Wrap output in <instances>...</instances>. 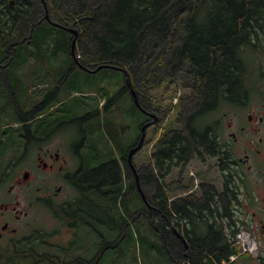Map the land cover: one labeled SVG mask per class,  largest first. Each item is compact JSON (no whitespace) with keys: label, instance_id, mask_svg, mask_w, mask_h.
<instances>
[{"label":"trees","instance_id":"16d2710c","mask_svg":"<svg viewBox=\"0 0 264 264\" xmlns=\"http://www.w3.org/2000/svg\"><path fill=\"white\" fill-rule=\"evenodd\" d=\"M14 2V6H10L7 0H0V48L15 47L12 50L15 54L8 60L32 61L39 63L42 70L49 68L45 64L49 56L63 50L67 54L71 51L73 34L56 24L64 25L79 32L74 59L81 65L96 68L106 63L124 69L123 78L136 81L137 92L143 97L149 90L162 85L183 90L176 106L180 115L174 117L175 129L155 144L152 156L156 171L146 167L140 170V177L147 184L144 186L146 201L153 206L148 210L143 201L146 211L143 218L159 238L157 251L164 253L173 264L184 261L190 264H239V260L253 259L248 253L238 255V248L232 241L240 226L246 227L240 215L246 188H243L244 176L233 166L229 155L231 148H227L226 139L222 138L219 120L211 121L209 116L224 103L243 104L252 91L256 80L248 76L246 53L249 49L255 52L264 45V0ZM36 3L39 4V16L33 15ZM44 11L48 12L49 18H44ZM17 47L27 48V51L17 53ZM54 65L56 71L61 72L59 81L63 83L67 71L56 62ZM41 68L38 73L29 74L39 77ZM94 68L87 73L73 63L68 74L80 82L97 83L89 77ZM15 73L11 72L9 77H21ZM107 93L106 90L102 92L97 103L108 98ZM117 99L118 94L108 102L106 109L109 106L115 108ZM51 102L47 107L52 106L55 99ZM26 107L30 108L31 104L27 102ZM176 120L181 124H176ZM95 130L100 131L101 137L106 132L108 138H102L115 141L116 148L123 147L121 155H125L128 145L122 139L118 125L97 122L93 125ZM104 150L103 157L114 156L110 146H104ZM210 154L218 158L215 161L223 185L218 188L208 184L202 193L193 192L169 200L170 196L164 192L165 175L174 167H184L193 158L203 160ZM87 175L96 190L102 186L103 198L95 189L89 188L87 210L78 201L73 212H62L59 220L81 222L86 219L84 210L88 213L87 219L95 220L97 206L103 205L104 221L120 226L122 240L132 215L140 210L133 212L128 205L130 195L123 192L117 161L109 159L93 166ZM179 180L173 189L180 186ZM174 229L183 235L187 249L174 234ZM81 231L80 237L89 239L86 230ZM50 235L62 236L58 230ZM106 238V241L111 239ZM142 242H146V238H142ZM231 255H236L234 260L230 259ZM256 261L264 264V256L260 255Z\"/></svg>","mask_w":264,"mask_h":264},{"label":"flooded vegetation","instance_id":"af4514ba","mask_svg":"<svg viewBox=\"0 0 264 264\" xmlns=\"http://www.w3.org/2000/svg\"><path fill=\"white\" fill-rule=\"evenodd\" d=\"M7 1L10 6H14V0ZM259 49L263 54L262 60L264 61V46ZM0 50V87L4 90L2 92L3 100H7L4 96H9L8 75L11 72L21 75L24 73L22 70L24 68L29 73L35 74L39 71L37 70L39 67H36L35 63L8 60L13 56L12 54H15V51L12 52L15 47H1ZM76 67L90 73L88 66L77 63ZM34 68L36 70H33ZM19 79L20 77H15L16 81ZM132 90H134L136 98L143 96L127 79H124L118 89L112 88L108 90V93L110 92L114 97L116 94L120 95L121 92H127L137 106ZM152 90L154 89L149 90L142 99L145 102H141L144 107L140 103L144 109L138 108L145 114V118L140 124L139 136L128 144L124 156L108 158L99 156L104 158L103 160L94 158L92 152V156L84 155L81 152V148H87L91 143H100L98 141L100 131H93V125L97 122L114 123L120 127L122 133L129 131L131 127L124 113L107 111L106 105L110 101L109 98L105 97L104 100L97 103V106H92V110L89 107L83 108V105L73 112H53V108L51 109L53 105L47 106L55 97H47L45 94L38 98L39 102L36 104L38 107L32 109V112L31 110L23 112L15 105L11 109H0V122H3L0 124V264L105 263V251L115 248L120 237L115 231H110L112 237L106 241L99 229L96 230L95 225L108 226L110 230L117 229L119 225L104 221L103 205L97 206L95 220L87 219L88 213L85 210L89 207L88 202H90L87 195L90 191L89 188L95 189L94 191L102 198L104 196L102 186L96 190L95 186L90 183L91 179L87 173L93 166L114 159L119 166L121 181H125V173L128 175V185L124 186L123 192L136 193L141 198L142 196L145 198L146 191L143 186L147 184L145 180L142 181L140 170L146 167L152 172L156 171L153 156L152 165L142 163L137 166L133 157L132 163H129L127 155L129 150L138 144L143 133L142 126L149 122H151L149 126H154L162 120L164 111L162 106L153 104L150 95ZM257 99L256 110H250L251 113L247 115L248 124L240 125L235 132H229V139L225 135H222V138L226 139L224 142L227 148H231L229 155L233 166L244 176L243 188H246L243 192L244 203L241 207V218L244 219V225L250 229L258 241L264 242V70L262 78L258 79ZM235 106L244 107L240 103ZM153 114H157L158 118L155 119ZM232 128L233 125L229 122L228 130ZM242 135L246 136L244 143L235 149L234 145ZM254 135L256 137H253ZM145 136L146 130L142 146L138 151L144 146ZM100 145L104 146L102 143ZM206 157L218 160L211 154L210 156L205 155L204 159ZM192 160L198 161L199 159L193 158ZM189 162L184 165L183 169L189 165ZM172 170L164 178V192L168 197L171 192L179 189H186L183 194H179L186 196L198 191L202 193L208 184L217 187L216 181L210 183L201 181L198 184L190 174L195 182L193 188L184 187L181 183L180 186L173 189L176 185L175 182L180 178L168 180L166 177ZM218 183L223 185L221 179L218 180ZM259 188L262 191L258 192ZM80 194H82L81 199L79 198ZM169 200L171 199L169 198ZM78 201L84 206L86 219L81 222L66 221L63 223L60 221L59 216H63L62 212H73ZM145 204L149 209L147 201ZM249 204L257 206L262 214L258 210L250 213V210L247 209ZM139 214L146 217V211H137L136 217ZM246 217L248 219H245ZM45 218L48 223L56 224L59 229L54 228L47 233L40 226L41 221ZM111 224H113L112 227ZM81 229H91V232H95L99 240L98 243L80 237L83 234ZM56 230L62 236L50 235ZM48 250L51 252H47ZM60 250H64V252Z\"/></svg>","mask_w":264,"mask_h":264},{"label":"rangeland","instance_id":"374dc122","mask_svg":"<svg viewBox=\"0 0 264 264\" xmlns=\"http://www.w3.org/2000/svg\"><path fill=\"white\" fill-rule=\"evenodd\" d=\"M33 1L36 2L37 0ZM34 7H36V12L33 15L39 16V4L36 3ZM44 18H49L47 11H44ZM56 23L58 22L56 21L55 24ZM70 28L75 29L73 27ZM78 35L79 32L77 34V37ZM16 49L17 53L22 54L27 51V48L24 47H17ZM35 53L37 54L39 53V51H35ZM262 57L263 54L260 53L259 48H257L255 52L249 49V53H246V58L248 60L247 63L249 65L248 76H250L256 81L255 83H253L254 86L248 96V99H246L244 103L241 104V106H244L245 109L244 107H236L235 105L224 103L221 108H219L214 113V115L209 116L211 118V121L219 120L221 126L219 131L223 136L225 135L227 139H229V132H235L240 125L248 124L247 115L251 113L250 110H256V106L258 104V79L262 78V71L264 70V61L262 60ZM47 59L48 61L45 64L49 65V68L45 67L44 70H42L41 65L39 63L35 62V66L41 68L39 77H37L36 75L35 77H33L31 74H29V71H27L26 68L22 69L24 73H21V77L18 81H16L15 78L12 76L9 77L10 85L8 89V94L10 97L5 95L4 98L12 102H9L8 100H3L2 98L0 100V109H11L13 108V105H15L16 107L20 108L23 112H27L29 110H31L32 112V109L38 107V105L36 104L39 102L38 98L40 96L46 94L51 95L50 97L53 98V94H55V96L57 95V97L55 98L53 107H51V109L53 108V112H73L74 108H79L81 104L84 105L83 108L89 107V109L92 110V106H97V97L100 96L102 92L105 93V90L108 91L112 88L118 89L120 85L124 82L122 71L110 67L100 69L96 72L92 71L93 73L89 77H91L92 79H96L98 81L97 83H87V81L80 82L79 79H73L75 78L74 75L70 76V74L68 73L70 72V68L73 66V63L76 66L78 62L74 59V55L71 53V51L68 54L65 50L60 51L59 53L52 54ZM52 59L59 65L58 67H61L62 70L67 71L65 73L63 83H60L59 81L61 72L56 71L57 67L56 65H54ZM60 60H62L63 62H58ZM29 62L34 63L32 61ZM39 68L37 70H40ZM90 68L94 67H89V69ZM33 70H36V68H34ZM38 72L39 71H37V73ZM42 81H46L47 83L43 84ZM57 83H59V85H57ZM135 83L133 81L131 82V84L136 87ZM2 92H4V90L0 87L1 96ZM150 95L153 99L152 102L154 105L162 106L164 114L162 113V120L158 124L154 126H149L146 129L144 146L133 156V161L137 166L142 163L152 165V153L154 151L155 144L158 142L159 139L166 135L167 131L170 132L171 130L175 129L174 117L179 113L176 110V106L179 103L181 95H183V90L179 88L175 89L172 85H162L161 87L152 90ZM118 96L119 98L116 100L117 105L115 106V108H110L109 106L107 111L122 112L126 115L127 121L129 120L131 127L129 131L124 133L121 132L120 127L119 129L122 139L125 141V144L128 145L132 140H135L139 136L140 124L144 120L145 114L144 112L139 110L137 106H135L131 99V96L127 92H121ZM107 97L109 98V100L113 98L110 92L107 93ZM142 99H144L143 96L137 98V102L140 108L144 107V104L141 103L144 102L142 101ZM27 102L31 104L30 108L26 107ZM140 103L142 104V107ZM153 115L155 119L158 118L157 114ZM229 122H231L233 125V128L231 130H228ZM1 123L3 122H0V124ZM178 123H180L179 120ZM178 123L176 120V124ZM102 134L106 136V138H108V134L106 132ZM102 137L99 134L98 141L102 143L105 147L110 146L114 156H120L123 151V147L116 148V145L114 144L115 141H105ZM245 137L246 136L244 135L239 137V140L236 142L237 144L234 145L235 149L239 148L242 143H244ZM253 137L256 136L254 135ZM100 143H91V145L87 148H81V152L84 155L88 156H92V152L94 158H99L100 160H103L104 158H100L99 156L103 157L105 154V150L104 146H101ZM190 174H192V177L195 178L198 184L201 183V181H216L217 187H221L220 183H218V180H220L219 167L217 166L215 159H211L209 157H206V159H203L201 161L192 160L191 162H189V165L184 169L183 167L174 168L170 175L166 178L168 180L170 178H180L182 186L187 188H193L195 182H193ZM127 177L128 175L127 173H125V181H122L124 186L128 185ZM185 190L186 189H179L171 192V194L169 195L170 199L176 196H180L177 194H183ZM260 190L261 189L259 188L258 192H260ZM128 195H130L128 199V205L132 208L133 212L135 210L144 211V202L141 197L136 193H129ZM148 206L150 207L148 210H152L153 206L150 205V203H148ZM120 209L123 210V206H120ZM247 209H249L251 213L252 211H257L259 208L257 209V206L250 205L249 207H247ZM258 212L262 214L261 210H258ZM143 217L144 215L141 214L137 217L135 214L132 215L131 220L128 222V226H126L123 232L124 238L122 240L120 239L118 245L115 248H110L105 251L104 264H173L168 260L164 253H162L161 251H157L158 246L156 242L160 244L159 238L156 236L155 231L147 225ZM245 219L248 218L246 217ZM40 226H42V228L47 233L52 231V229L54 228L59 229L56 224L48 223L46 221V218L41 221ZM240 228L250 231L249 228H246L242 225L240 226ZM97 229H99L100 233L103 234V237L105 239H107L106 236L112 237V232L110 231H115L117 234H119V236L122 234L120 226H118L117 229L114 230H110V228H108L107 226H97L96 230ZM174 232L177 238H179L183 242L185 247L187 242L183 238V235L180 234L178 231H175V229ZM178 234H180L181 236L179 237ZM86 235L91 240V242H94L96 244L98 243L99 240L96 237V233L91 232V229L86 230ZM142 238H146V242H142ZM255 239L257 241V252L252 255L253 259H250L249 261H244L245 259L239 260V264H257L256 258L260 255L264 256V242L258 241L256 237ZM149 241L150 243H152V245H150ZM185 249H187V246L185 247Z\"/></svg>","mask_w":264,"mask_h":264},{"label":"water","instance_id":"95a60500","mask_svg":"<svg viewBox=\"0 0 264 264\" xmlns=\"http://www.w3.org/2000/svg\"><path fill=\"white\" fill-rule=\"evenodd\" d=\"M58 27H60V28H62V29H65V30H67L68 32H71L72 34H74L73 35V39H72V42H71V53L74 55V52H75V45H76V38H77V34H78V32H77V30H75V29H72V28H68V27H65V26H62V25H58V24H56ZM114 68V69H117V70H124V69H121V68H119L118 66H115V65H113V64H106V63H104V64H99L96 68H94L92 71L93 72H96V71H98V70H100V69H103V68ZM127 83H129V82H127ZM132 94H133V96H134V100H135V103H136V105H137V107H139V105H138V102H137V98H136V94H135V92H134V90H132ZM149 125H151V122H149V123H147V124H145V125H143L142 126V131H143V133H142V135H141V137H140V140H139V142H138V144L136 145V146H134V147H132L130 150H129V152H128V155H127V158H128V161H129V163H132V157H133V155L141 148V146H142V142H143V139H144V135H145V130H146V128L149 126ZM142 199H143V201L145 202L146 200H145V198H144V196H142ZM176 231V230H175ZM178 236L180 237L181 235L180 234H178ZM183 240V239H182ZM186 246H188L187 244L185 245V247ZM183 264H190L188 261H185V262H183Z\"/></svg>","mask_w":264,"mask_h":264},{"label":"built area","instance_id":"2783aa9c","mask_svg":"<svg viewBox=\"0 0 264 264\" xmlns=\"http://www.w3.org/2000/svg\"><path fill=\"white\" fill-rule=\"evenodd\" d=\"M233 244L239 249V253H249L251 255L257 252V242L247 230H239L234 234ZM231 259L235 256H230Z\"/></svg>","mask_w":264,"mask_h":264}]
</instances>
